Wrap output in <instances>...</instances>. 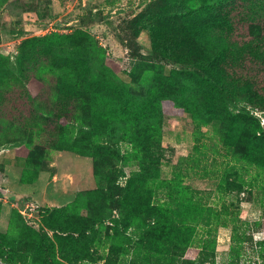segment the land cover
I'll use <instances>...</instances> for the list:
<instances>
[{
	"label": "rangeland",
	"instance_id": "obj_1",
	"mask_svg": "<svg viewBox=\"0 0 264 264\" xmlns=\"http://www.w3.org/2000/svg\"><path fill=\"white\" fill-rule=\"evenodd\" d=\"M170 2L188 6L186 0H0V58L7 62L0 65V264H264V169L252 144L264 132V103L241 93L213 95L210 84L191 80L183 99L165 98L148 120L117 115L93 128L86 96L68 107L58 101L57 81H73L80 61L86 82L94 78L110 89L117 83L136 94L176 69L152 49V38H172L187 17L167 12ZM20 52L23 64H8ZM187 68L194 79L196 69ZM153 124L164 148L158 168L129 185L136 173H148L131 136ZM185 197L190 210L180 206ZM22 198L27 209L19 207ZM77 198V216L88 218L77 228L94 240L70 243L64 257L48 253L50 240L57 246L55 236L64 234L45 224H59L51 209ZM123 201L148 226L123 220ZM146 205L163 208L146 212Z\"/></svg>",
	"mask_w": 264,
	"mask_h": 264
},
{
	"label": "trees",
	"instance_id": "obj_2",
	"mask_svg": "<svg viewBox=\"0 0 264 264\" xmlns=\"http://www.w3.org/2000/svg\"><path fill=\"white\" fill-rule=\"evenodd\" d=\"M188 6L182 5L179 8H174L177 2H170L169 7L165 10L169 13L174 11L177 14H185L186 18L180 20L174 28L172 38H162L159 35L157 38H152V49L156 56L177 63V68L169 71L168 74H162L149 84L146 92L136 94L129 91L117 83H113L112 89L110 85L102 84L97 80V85L94 78L89 82L81 77H86L87 69L83 61L79 62L80 69L74 67L78 76L69 83L57 81L56 93L58 101L63 107H68L71 99H79L81 96H86L89 103L85 107L86 111H92L94 117V127L98 125V119L113 117L119 115V120L125 115H130L132 119L138 116L140 119H150L157 110H162L163 101L165 98L175 96L183 99L184 92L187 91L189 81H193L197 87L207 86L210 84L209 92L215 95L231 97L234 93H241L249 102L255 105L264 103V87L260 83H264V0H186ZM185 15H183L185 17ZM149 26V24H148ZM1 56L0 65L6 64L5 58ZM26 58V53L20 52L15 61L8 59V64L12 65L15 62L22 65ZM191 69L195 68L194 79L191 76ZM2 70L0 73H4ZM175 76H184L180 85H176L173 81ZM16 77L20 80L24 79V75L16 72ZM80 77V80H79ZM59 80V79H58ZM91 84L90 88H86ZM85 91V92H84ZM18 93L26 100H32V97L26 90H20ZM45 93L47 94L46 90ZM113 96V97H110ZM121 99V104L114 107L111 105L115 98ZM37 99V98H36ZM33 99V102L36 100ZM186 99L182 100L185 101ZM62 114V113H60ZM161 116V114H159ZM98 117V118H96ZM118 120V121H119ZM161 119L158 120L160 123ZM157 123V122H156ZM154 125V124H153ZM157 125H149L143 130H136L132 139V144L140 146L143 151L144 159L142 163L148 173H136L135 176L127 180V184H137L139 175L146 180L150 177L152 168L157 167L156 163L163 154L164 148L155 138ZM19 131L17 134H19ZM80 146H85L84 143L78 142ZM252 144L256 147L254 161L264 169V132H256ZM87 150V149H80ZM101 153L100 150L95 151ZM96 153V154H97ZM158 168V167H157ZM35 175L32 177L34 178ZM26 178V177H25ZM32 178L24 179L31 182ZM29 179V180H28ZM33 180V179H32ZM101 187L105 185L102 180L99 182ZM170 185L172 180H167ZM182 192V191H181ZM96 193V192H95ZM98 193V192H97ZM184 194V192H182ZM93 192H87L83 197L93 196ZM101 196V195H100ZM14 198L10 196V199ZM72 202L69 205L52 208L50 214H58L57 226L52 219L45 221L49 227H57L64 234H57L54 242L46 246L49 252L58 253L62 257L65 256V247L71 244H81L85 242L86 246L94 239L88 235L83 229L77 228V222L88 220L83 216L79 218L77 211H80L79 201ZM180 202L181 208L190 210V202L188 197ZM25 200L22 198L19 201V207H24ZM123 209L126 211L123 220L128 223L139 221L142 225L148 226L146 220L141 217L140 210L135 207L128 208L125 201L122 202ZM162 206L146 205V212H159ZM63 215V216H62ZM62 217V218H60ZM118 226L119 220H113ZM208 222V220H204ZM0 241V248L2 241ZM78 243V244H79ZM77 244V245H78ZM86 250V247H85ZM68 258V256H67ZM73 262L76 263V260ZM49 264H54L50 259Z\"/></svg>",
	"mask_w": 264,
	"mask_h": 264
},
{
	"label": "built area",
	"instance_id": "obj_3",
	"mask_svg": "<svg viewBox=\"0 0 264 264\" xmlns=\"http://www.w3.org/2000/svg\"><path fill=\"white\" fill-rule=\"evenodd\" d=\"M1 196V195H0ZM24 209H27V206L26 207H24ZM22 211V210H21Z\"/></svg>",
	"mask_w": 264,
	"mask_h": 264
}]
</instances>
